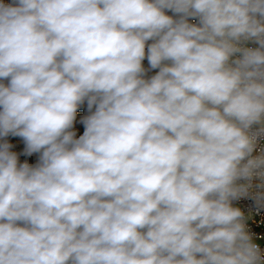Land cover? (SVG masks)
<instances>
[{
    "label": "clouds",
    "instance_id": "obj_1",
    "mask_svg": "<svg viewBox=\"0 0 264 264\" xmlns=\"http://www.w3.org/2000/svg\"><path fill=\"white\" fill-rule=\"evenodd\" d=\"M4 79L0 138L40 156L0 144V264H264L231 206L264 169V0H0Z\"/></svg>",
    "mask_w": 264,
    "mask_h": 264
},
{
    "label": "built area",
    "instance_id": "obj_2",
    "mask_svg": "<svg viewBox=\"0 0 264 264\" xmlns=\"http://www.w3.org/2000/svg\"><path fill=\"white\" fill-rule=\"evenodd\" d=\"M5 4L12 3V0H3ZM169 16H172L173 19H179V14L173 13L171 10H166V13ZM188 22L192 24H199V18L190 17ZM154 41L149 40L146 42L145 48V59L142 61L143 68L147 69L149 72L145 79H150L155 75L159 69H152L149 65L147 59V48L148 45ZM241 48H258L259 44L255 40H242L238 44ZM241 58L240 53L234 54L230 58L235 60ZM0 83L8 84V80H0ZM87 104L82 105L77 111L76 120L74 121L72 129L76 134V138H79L80 135L84 132V125L81 122V118L88 115ZM264 127V124H254L249 130V134L258 133L259 129ZM8 143L12 147L10 151L15 152L18 156L19 163H29L32 166H35L39 161L40 153H33L32 155L25 154V142L19 136H13L9 134L6 137L0 138V144ZM264 156V133L257 135L255 139V145L253 152L249 157H246L241 163H247V160L250 158H256ZM264 171V169H257L254 171L253 176L250 179H239L236 181L238 185H249L247 188V194L242 195L237 199L231 201V206L237 208L242 213V223L244 225L245 232L251 238V242L256 244L259 247L260 253L264 256V176L259 175L258 173Z\"/></svg>",
    "mask_w": 264,
    "mask_h": 264
},
{
    "label": "rangeland",
    "instance_id": "obj_3",
    "mask_svg": "<svg viewBox=\"0 0 264 264\" xmlns=\"http://www.w3.org/2000/svg\"><path fill=\"white\" fill-rule=\"evenodd\" d=\"M145 69V68H144ZM148 71H147V69H145V75H144V78H146L147 77V75H148Z\"/></svg>",
    "mask_w": 264,
    "mask_h": 264
}]
</instances>
